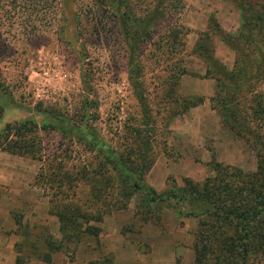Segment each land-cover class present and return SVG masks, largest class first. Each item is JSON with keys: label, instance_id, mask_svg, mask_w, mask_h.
Masks as SVG:
<instances>
[{"label": "rangeland", "instance_id": "1", "mask_svg": "<svg viewBox=\"0 0 264 264\" xmlns=\"http://www.w3.org/2000/svg\"><path fill=\"white\" fill-rule=\"evenodd\" d=\"M127 1L141 29L134 39L118 0H0V179L17 175L19 185L12 195L0 184L10 202L0 207V264H194L199 218L162 206L146 219L139 195L121 194L113 156L144 160L141 182L156 191L183 177L201 181L214 162L255 167L252 149L222 124L217 106L224 98L226 108L235 101L248 113L252 97L264 100V71L238 86L226 74L235 54L251 50L238 37L242 2ZM178 29L181 45L172 37ZM30 119L32 134L26 125L20 135L30 136L35 155L10 152L7 125L12 132ZM39 171L47 178L53 171L52 179ZM67 204L99 216L88 222L97 236L63 242L45 261L44 241L60 237L50 209ZM216 254L207 253V264H222Z\"/></svg>", "mask_w": 264, "mask_h": 264}, {"label": "trees", "instance_id": "2", "mask_svg": "<svg viewBox=\"0 0 264 264\" xmlns=\"http://www.w3.org/2000/svg\"><path fill=\"white\" fill-rule=\"evenodd\" d=\"M24 1L27 5H35L39 0ZM238 1L242 2L244 7L241 9L243 21L238 37L242 40L241 44L251 46V50L247 53L235 54L233 71L226 72L229 74L230 83L235 86L243 85L253 78L260 77V73L264 71V0ZM118 2L122 8L121 21L126 25V36L134 39L141 29H136L138 26L135 24L136 19L130 13L128 1L118 0ZM129 22H133L135 29L132 26V30L129 29V25H127ZM128 29L131 31L129 32ZM179 31V29L175 31L172 37L181 45L182 42L177 36ZM219 85L223 87L220 83ZM219 92L218 90L217 93ZM251 99L253 104L250 103V106L248 104V113L239 110L235 101L230 108H226L227 101L224 98L217 100V106L223 108L222 111H218L222 124L239 134L252 149L255 158L253 170H243L235 165L214 162L208 174L201 181L183 177L180 186L172 184L166 190L156 191L141 182L140 175L145 166L144 160L134 163L129 152L113 156L115 162H112V169L118 179L121 194L128 196L130 193L136 192L139 195L138 204L141 206L143 214L148 216L145 217L146 219L150 218L149 214L162 206L173 207L176 214L183 217L199 218L200 228L196 233L192 247L195 255L194 264H207V253L213 249L217 252L214 257L217 263L260 264V261L258 263L253 261L255 259L264 260V107L261 104L264 100L261 102L258 97ZM26 125V130L32 134L36 122L30 119L23 121L12 132L11 127L7 125L5 138L8 134H14L15 139L11 142L13 148L10 149V152L17 155L34 156L35 149L29 144L30 140H27L30 136L25 139L23 135H20ZM33 138L35 139V136ZM138 144L136 143L137 146ZM136 152L137 159L139 155L142 159L141 151L136 149ZM84 164L85 166L82 165L75 171V174L85 172L87 165ZM47 167L51 168V164H47ZM52 172L48 174L47 178L46 174L41 175V171H39L38 177L44 181L52 179ZM65 175L68 176L67 171ZM56 180L59 181V178ZM58 184L57 187H60V182ZM55 208L50 209V212L57 217L60 237L57 243L51 239L44 241L46 253L41 259L45 261L49 260V252L62 248L63 242L79 240L83 234L97 236V227L88 222L89 220L98 221L99 216L89 213L85 215V212L76 209L73 204L63 205L60 208L56 205ZM140 217L142 216L140 215ZM15 264L22 263L20 259L16 258Z\"/></svg>", "mask_w": 264, "mask_h": 264}, {"label": "crops", "instance_id": "3", "mask_svg": "<svg viewBox=\"0 0 264 264\" xmlns=\"http://www.w3.org/2000/svg\"><path fill=\"white\" fill-rule=\"evenodd\" d=\"M17 178H18L17 175H15V180H12V181L10 179H8L7 181L6 180H2L1 181V179H0V184L1 185H4V184L10 185L11 187H9L8 189L12 191L11 194L12 195H18L19 191H18V188H16V186L18 184V182L16 180ZM1 185H0V187H1ZM17 187H19V185ZM5 196H6L5 194H1L0 195V207H1V209H8V206H9V203H10L9 200ZM42 200H43V198L40 197V199H38L36 201L40 202L42 204V202H43ZM31 205H33V204H31ZM1 226H0V233L2 232V230L6 229V227H4V226L1 227ZM9 244H10V242L6 243V246H9Z\"/></svg>", "mask_w": 264, "mask_h": 264}]
</instances>
